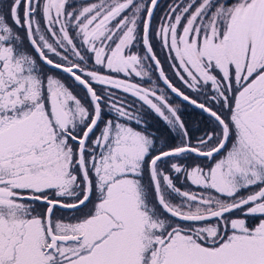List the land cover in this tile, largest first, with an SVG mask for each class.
I'll return each mask as SVG.
<instances>
[{
    "label": "snow or ice",
    "instance_id": "1",
    "mask_svg": "<svg viewBox=\"0 0 264 264\" xmlns=\"http://www.w3.org/2000/svg\"><path fill=\"white\" fill-rule=\"evenodd\" d=\"M0 264H264V0H0Z\"/></svg>",
    "mask_w": 264,
    "mask_h": 264
},
{
    "label": "rangeland",
    "instance_id": "2",
    "mask_svg": "<svg viewBox=\"0 0 264 264\" xmlns=\"http://www.w3.org/2000/svg\"><path fill=\"white\" fill-rule=\"evenodd\" d=\"M162 4L164 2H166V0H161ZM157 16H159V13H157ZM161 59H163V57H161ZM165 68L167 69V65L165 64ZM200 117L196 114H192L191 117L189 118V124L190 126L194 127L195 124L199 121ZM151 123V122H150ZM155 126H159V125H155Z\"/></svg>",
    "mask_w": 264,
    "mask_h": 264
}]
</instances>
